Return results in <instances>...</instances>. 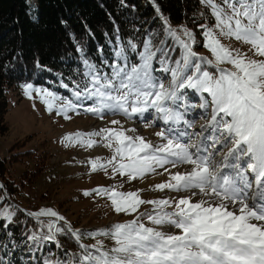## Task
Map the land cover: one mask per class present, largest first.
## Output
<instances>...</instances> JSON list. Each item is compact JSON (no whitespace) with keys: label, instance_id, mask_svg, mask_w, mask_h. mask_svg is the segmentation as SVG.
Listing matches in <instances>:
<instances>
[{"label":"snow or ice","instance_id":"obj_1","mask_svg":"<svg viewBox=\"0 0 264 264\" xmlns=\"http://www.w3.org/2000/svg\"><path fill=\"white\" fill-rule=\"evenodd\" d=\"M204 3L210 6L215 24L198 27L211 58L193 50V31L185 28L178 34L163 20L169 40H161L160 47L151 38L140 46L129 42L135 60L124 48L114 53L116 59L110 64L103 62L109 71L85 59L87 84L75 86V101L31 83L25 85L30 98L39 94L49 112L56 111L65 119L80 108L100 119L107 114L143 119L152 110L168 125L155 133L161 138L156 143L137 135L135 128L104 127L65 136L66 142L87 147L97 143L94 137H102L104 146L113 149L106 163L92 161L94 171L110 167L129 180L168 173L169 179L154 190L180 194L144 200L139 191L98 189L109 197L117 213H138L143 204L153 209L108 230L88 233L90 237L107 236L115 246L104 250L101 244L94 249L81 244L83 254L74 264H264V0H223V6L214 0ZM223 38L249 45L251 55L226 46ZM177 46L183 52L173 60L171 53ZM156 72L166 74L164 79ZM185 90L197 94L199 107L209 113L199 132L192 131L185 119L189 107ZM110 123L119 125L120 120ZM183 166H190L189 170L171 171ZM3 215L10 221L13 213L5 209ZM28 215L54 218L46 225L41 222L48 231L39 238L33 233L29 237L33 241L58 244L55 233L77 240L82 235L56 226L57 220L65 218L52 209ZM141 217L153 226H146Z\"/></svg>","mask_w":264,"mask_h":264},{"label":"trees","instance_id":"obj_2","mask_svg":"<svg viewBox=\"0 0 264 264\" xmlns=\"http://www.w3.org/2000/svg\"><path fill=\"white\" fill-rule=\"evenodd\" d=\"M163 20L178 34L185 28L193 31L196 48L204 49L203 30L198 27L205 23L201 0H0V134L9 130L8 90L31 82L44 84L47 79L83 87L87 84L84 74L89 71L85 59L109 71L103 62L110 64L116 59L114 53L124 48L135 60L129 42L140 46L151 38L154 46L160 47L161 40H169ZM181 54L177 46L172 59ZM36 152L13 153L9 163L34 157ZM9 163L0 160V238L7 240L18 263L74 264L83 254L81 244L94 249L70 234L59 233L58 244L29 238L33 233L39 238L47 231L28 215L30 211L19 198L26 185L41 175L43 166L24 172L18 181L11 175ZM5 209L13 213L10 221L3 215ZM81 232L89 237L91 230Z\"/></svg>","mask_w":264,"mask_h":264},{"label":"rangeland","instance_id":"obj_3","mask_svg":"<svg viewBox=\"0 0 264 264\" xmlns=\"http://www.w3.org/2000/svg\"><path fill=\"white\" fill-rule=\"evenodd\" d=\"M201 3L205 17L204 25L212 27L215 24V19L211 14L210 6L206 5L204 0H201ZM214 3L223 6V0H214ZM222 42L226 46L238 48L241 52L251 55L248 52L250 46L247 44L228 38H223ZM193 50L200 55L211 58V54L206 47L199 50L195 46ZM156 75L164 79L166 74L156 72ZM165 83H168V80H165ZM31 84L36 88L54 91L61 97L72 101L76 100V97L72 95L74 88L71 86L63 87L62 85L66 84L63 81L56 82L47 79L44 84L34 82H31ZM25 85H22L18 90L11 89L7 91L10 108L7 114L9 130L5 134H0V160L6 159L9 163V158L13 153L24 152L28 149L38 151L34 157H25L23 160L8 164L11 175L18 181L24 172L28 171L29 173L38 166H43L41 175L26 185L22 196L19 198L22 205L30 213L38 212L41 209H52L59 216L65 218L64 221L57 220L56 226H63L73 231L78 230L82 234L80 239L85 244L90 247L101 244L104 250H108L115 246L113 239L107 236L86 237L81 229H89L91 232L108 230L111 225L135 219L139 213L151 212L153 205H141L138 213H117L114 211L109 197L100 194L97 191L98 189L113 188L116 191L125 193L139 191L140 197L144 200H156L180 195L167 189L164 191L154 190L155 185L169 179L168 173L163 175L146 174L143 179L129 180L125 176L114 173L110 167L107 170L98 167L94 171L91 166L93 160H97L99 164H104L113 155V149L104 146L102 137H94L93 139L97 143L92 147L79 143H69L64 140L65 136L69 134H87L104 127L127 130V125L134 124L139 126L138 131H142L140 134H151L154 137L153 143L160 142L161 138L156 136L155 133L165 131L168 125L158 118L159 114L149 110L148 113H145L143 120L136 117L128 119L123 114H107L104 119H100L85 111L84 108H80L78 113H68L71 119H65L56 111L49 112L39 94L33 93V97L30 98L25 90ZM185 97L189 105L185 112V119L192 124V131L199 132L201 125L206 124L209 113L199 107L201 99L193 91L185 90ZM154 116L156 119L153 122ZM114 119L120 120V124H111L110 122ZM146 124L151 126L146 127ZM183 127L186 126L183 125ZM16 143L22 144L16 145ZM97 149L103 150L101 156L94 155L93 152ZM162 171V169L157 170V172ZM86 192L91 193V195H86ZM53 219L51 217H40L37 220L46 225ZM141 221L146 226H153L146 217H141ZM44 228L48 231L46 226ZM58 234L55 233L56 237ZM28 258L30 256L26 259L28 260ZM0 261H2V264H19L18 259L10 251L7 240L1 238Z\"/></svg>","mask_w":264,"mask_h":264},{"label":"bare ground","instance_id":"obj_4","mask_svg":"<svg viewBox=\"0 0 264 264\" xmlns=\"http://www.w3.org/2000/svg\"><path fill=\"white\" fill-rule=\"evenodd\" d=\"M141 120H143V119H141ZM138 127L139 126H136L134 124H129V125H127V130L135 128L137 135L144 137L146 140L153 141L154 137L151 134H146V133L140 134V132H142V131H138ZM178 127H180L181 129L184 128L183 125H179ZM192 130H193V128H192ZM129 133H131V132H129ZM93 153L96 156H101L103 154V150L102 149H97ZM187 170H189V166H183V167H180V168L171 169V171H173V172H176V171H182L183 172V171H187Z\"/></svg>","mask_w":264,"mask_h":264},{"label":"water","instance_id":"obj_5","mask_svg":"<svg viewBox=\"0 0 264 264\" xmlns=\"http://www.w3.org/2000/svg\"><path fill=\"white\" fill-rule=\"evenodd\" d=\"M172 27V26H171ZM174 29V28H173ZM175 30V29H174Z\"/></svg>","mask_w":264,"mask_h":264}]
</instances>
